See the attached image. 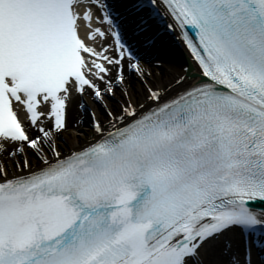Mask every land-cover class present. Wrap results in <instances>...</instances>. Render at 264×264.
<instances>
[{
    "label": "snow or ice",
    "instance_id": "6c2138e0",
    "mask_svg": "<svg viewBox=\"0 0 264 264\" xmlns=\"http://www.w3.org/2000/svg\"><path fill=\"white\" fill-rule=\"evenodd\" d=\"M0 264H264V0H0Z\"/></svg>",
    "mask_w": 264,
    "mask_h": 264
},
{
    "label": "rangeland",
    "instance_id": "374dc122",
    "mask_svg": "<svg viewBox=\"0 0 264 264\" xmlns=\"http://www.w3.org/2000/svg\"><path fill=\"white\" fill-rule=\"evenodd\" d=\"M78 130H80V131H78ZM87 130H88V127H84V126L80 125V126L74 128V131H69L67 134H64V137H65V139L69 138V139H73L74 141H76L77 140V132H80L81 135H80L79 139L83 140L84 139L83 133H85Z\"/></svg>",
    "mask_w": 264,
    "mask_h": 264
},
{
    "label": "bare ground",
    "instance_id": "6f19581e",
    "mask_svg": "<svg viewBox=\"0 0 264 264\" xmlns=\"http://www.w3.org/2000/svg\"><path fill=\"white\" fill-rule=\"evenodd\" d=\"M163 69H164V71L166 72L167 71V69H168V64H166V65H164L163 64ZM91 98L90 97H85V101H86V103H87V105H88V107L89 108H91L93 111H99V107L97 106V107H94L93 105H92V103H91ZM76 103L74 102L73 103V105L71 106V108L69 109V113L70 114H72V113H74V105H75ZM75 115H78L79 117L80 116H82V113H81V111H76L75 113H74V116Z\"/></svg>",
    "mask_w": 264,
    "mask_h": 264
},
{
    "label": "water",
    "instance_id": "95a60500",
    "mask_svg": "<svg viewBox=\"0 0 264 264\" xmlns=\"http://www.w3.org/2000/svg\"><path fill=\"white\" fill-rule=\"evenodd\" d=\"M177 54H180V53H178V52H176ZM88 121L90 122V119L88 118Z\"/></svg>",
    "mask_w": 264,
    "mask_h": 264
}]
</instances>
